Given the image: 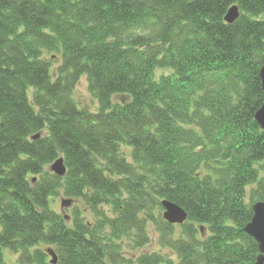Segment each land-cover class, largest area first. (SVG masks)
Segmentation results:
<instances>
[{"label":"trees","instance_id":"obj_1","mask_svg":"<svg viewBox=\"0 0 264 264\" xmlns=\"http://www.w3.org/2000/svg\"><path fill=\"white\" fill-rule=\"evenodd\" d=\"M263 66L264 0H0V264H255Z\"/></svg>","mask_w":264,"mask_h":264},{"label":"water","instance_id":"obj_2","mask_svg":"<svg viewBox=\"0 0 264 264\" xmlns=\"http://www.w3.org/2000/svg\"><path fill=\"white\" fill-rule=\"evenodd\" d=\"M239 16L238 8L232 6L228 9L224 22L226 24H232ZM261 79L262 91L264 94V66L260 69L259 72ZM254 121L257 126L264 131V102L260 109L254 115ZM50 172L55 174L58 177L64 176L66 168L63 164V159H56L49 167ZM71 204L70 201H62L61 207H69ZM161 206L163 208L162 218L165 222L170 225H181L186 219V213L177 205L168 202L166 200L161 201ZM252 218L250 222L243 228L245 234L252 238L258 249V255L256 257L255 264H264V201L256 202L251 207ZM46 253L51 258L50 264L56 263V255L51 250H46Z\"/></svg>","mask_w":264,"mask_h":264},{"label":"rangeland","instance_id":"obj_3","mask_svg":"<svg viewBox=\"0 0 264 264\" xmlns=\"http://www.w3.org/2000/svg\"><path fill=\"white\" fill-rule=\"evenodd\" d=\"M53 66H55V64H53ZM74 99L76 100L77 103L84 105L85 107H88L89 109L93 110L95 107L94 102L92 101L88 90H87V82L85 80V78H81L79 80V82L77 83L75 89H74V93H73ZM35 180V179H33ZM65 200L67 201L68 198H66L65 196H63L62 194L52 198L49 200V206L52 210H54L57 213H62L64 215H70V209L71 206H69V208H65L63 207L61 209V202ZM73 201V200H72ZM62 210V211H61ZM199 230V228H198ZM202 237H206L207 236V231L204 230V228L202 227ZM148 235H149V241L151 242L150 245H147L145 248H142L140 250V253H145V252H157L159 253L162 257H166V255H170L172 257V253L170 254V251L166 248H161L159 246V244H156L157 241V232H156V227L155 226H148ZM124 251V250H123ZM139 252V251H138ZM137 254H140L138 253ZM127 254V252H125ZM11 256V255H10ZM15 257L11 256V259H14ZM172 261H174L175 264V259H172Z\"/></svg>","mask_w":264,"mask_h":264}]
</instances>
